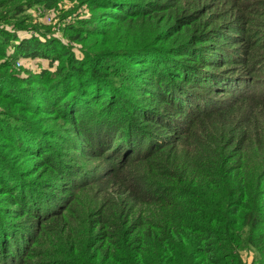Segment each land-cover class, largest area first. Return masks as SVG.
Wrapping results in <instances>:
<instances>
[{
	"label": "trees",
	"instance_id": "obj_1",
	"mask_svg": "<svg viewBox=\"0 0 264 264\" xmlns=\"http://www.w3.org/2000/svg\"><path fill=\"white\" fill-rule=\"evenodd\" d=\"M64 1L0 0V264H264V0Z\"/></svg>",
	"mask_w": 264,
	"mask_h": 264
},
{
	"label": "rangeland",
	"instance_id": "obj_2",
	"mask_svg": "<svg viewBox=\"0 0 264 264\" xmlns=\"http://www.w3.org/2000/svg\"><path fill=\"white\" fill-rule=\"evenodd\" d=\"M22 2V0H20ZM76 4L70 0H65L58 10L50 11L46 10L42 6H36L32 10L28 11L24 17L26 26H37L42 33H49L58 38H62L61 28L69 21H75L78 17V13L82 14L83 18H89L91 16L90 10L87 6L81 7L78 12L75 10ZM74 10L76 13L70 15V11ZM22 37H28L31 34L23 32L20 34ZM45 63L42 60H36L29 63L19 61L15 69L16 71H22L24 75H34L35 72H40ZM46 65V64H45ZM244 260L250 264L252 256L245 252L243 254Z\"/></svg>",
	"mask_w": 264,
	"mask_h": 264
}]
</instances>
